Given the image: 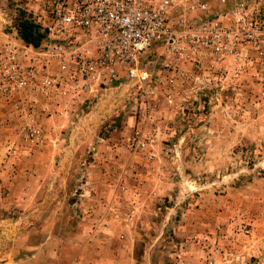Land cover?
<instances>
[{"label":"rangeland","instance_id":"obj_1","mask_svg":"<svg viewBox=\"0 0 264 264\" xmlns=\"http://www.w3.org/2000/svg\"><path fill=\"white\" fill-rule=\"evenodd\" d=\"M19 8L37 15L41 5L0 0L4 33ZM175 88L95 86L83 106L41 125L55 136L51 159L35 158L46 142L19 136L13 108L0 116V249L41 242L49 216L116 215L140 237L134 264H264L262 86L248 82L241 106L184 78ZM136 132L143 146L129 145Z\"/></svg>","mask_w":264,"mask_h":264},{"label":"built area","instance_id":"obj_2","mask_svg":"<svg viewBox=\"0 0 264 264\" xmlns=\"http://www.w3.org/2000/svg\"><path fill=\"white\" fill-rule=\"evenodd\" d=\"M35 1L37 15L26 10L47 40L0 43V96L15 98L25 141H46L40 115L65 116L122 80L172 94L184 78L195 91H230L236 106L248 82L264 90V0ZM127 141L144 145L137 132Z\"/></svg>","mask_w":264,"mask_h":264},{"label":"crops","instance_id":"obj_3","mask_svg":"<svg viewBox=\"0 0 264 264\" xmlns=\"http://www.w3.org/2000/svg\"><path fill=\"white\" fill-rule=\"evenodd\" d=\"M1 14L0 11V17ZM3 24L4 22H0V43L12 41L18 45L19 43L23 44L14 29L10 33H4L6 26ZM7 25H10V23ZM12 35L16 36V41L13 40ZM14 99L0 96V116L12 108L16 113L13 106ZM41 116L39 117L40 124H47L48 127L51 126L52 120L56 118L52 116L41 120L43 118ZM17 119V116L13 117V124L16 123ZM45 135L47 149L36 152V159L53 158L54 150L49 149V146L54 143L55 136H52L51 132H45ZM58 169L55 171L59 172ZM84 170L83 176L88 181L91 177V175H88L90 170L86 167ZM117 176L114 175L111 179L108 178L109 182L108 184L105 183V190L110 191V184L115 182ZM145 179L149 178L146 177ZM144 184L149 186L148 183ZM108 215H111V212H108ZM43 223L42 231H44V234L41 242L29 247L25 252H21L18 246L9 250L1 248L0 264H134L136 262L134 254L136 242L140 240V237H136V233L132 231V221H123L121 217L116 215H103L93 218L84 217L75 222H69L67 218L61 222L55 217L49 216Z\"/></svg>","mask_w":264,"mask_h":264},{"label":"trees","instance_id":"obj_4","mask_svg":"<svg viewBox=\"0 0 264 264\" xmlns=\"http://www.w3.org/2000/svg\"><path fill=\"white\" fill-rule=\"evenodd\" d=\"M11 25L26 46L37 48L47 40L48 30L42 28L25 8L16 10Z\"/></svg>","mask_w":264,"mask_h":264}]
</instances>
